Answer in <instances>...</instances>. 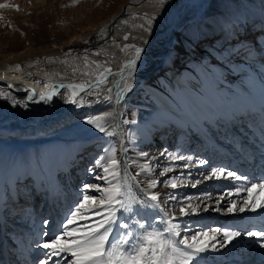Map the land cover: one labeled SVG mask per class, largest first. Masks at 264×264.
<instances>
[{
	"label": "bare ground",
	"instance_id": "bare-ground-1",
	"mask_svg": "<svg viewBox=\"0 0 264 264\" xmlns=\"http://www.w3.org/2000/svg\"><path fill=\"white\" fill-rule=\"evenodd\" d=\"M207 3L208 0H176L170 7L163 9L158 0H132V4L136 5H129L124 14H116L113 20H109V17L103 19L104 12L99 13L101 8L96 11L94 7L95 10L87 13L86 17L94 20V24L97 21L101 25L100 33H106L111 26L112 39L109 43L79 48V43L60 37L54 45L36 41L35 44L22 48L16 41L13 42V38L9 46L0 47V252L7 264H35L40 256V260L44 259L40 245L48 237L43 236V232H57L62 221L52 200L53 178L50 167L53 155L63 153L65 157L74 156L79 146L101 134L87 122L90 117H105L100 123L117 136L118 145L111 143V146L117 148L118 159L128 162L126 170L129 175L140 171L131 165L132 161L143 160L142 151L138 148L142 145L149 146L144 153H148L158 173L140 175L139 180L145 183L153 176L163 181L181 173L191 174L190 169L193 171L197 167L190 163L191 159H201L211 164L208 169H204L206 164L203 165L200 179L213 168H223L235 172L237 176L246 177L207 180L191 187L193 182L186 175L183 187L173 190L159 185L165 201H168L169 194L176 196V201H170L167 207L177 216L180 207L177 201L193 196H190L193 192L196 196L188 203L194 206L199 203L201 207L211 205L208 211L180 217L178 222L190 229L187 235L198 230L207 231L203 226L207 225L210 212H218L212 209L217 207L215 200L222 195L232 193L227 196V205L232 200L240 204L245 198L264 203V189H253L251 193L246 191L251 184L264 182V32L262 45L248 39L252 48L249 46L248 49L244 43L240 44L238 60H230L234 68L238 69V66L243 65L244 70L232 77L229 67H221L219 75L226 78L228 83L225 86L214 83L210 75V81L207 82L185 63L191 56H196L197 59L202 57L198 55L201 52L197 51L193 55L192 51H188L180 35L182 26L193 17L192 11L188 14L186 9L190 10V6L194 4L193 7L201 10ZM244 27V22L238 19L234 23L225 24L226 30L231 34L233 30L238 31ZM89 33L90 31L86 32ZM123 35L128 36L129 40H124ZM126 44L133 47H124ZM135 47L145 49L141 53L142 59L137 61L132 79L129 80L127 70L122 79L120 70L135 56ZM209 56L205 55V65L223 64ZM164 65L169 67V76L160 77ZM107 69H111L110 74ZM101 73L107 76V83L99 87H92L87 91L67 87L71 84L87 88ZM126 81L132 90L124 94V99L117 101L115 93L124 87ZM108 89L113 91L109 92ZM74 90L78 95L73 96ZM41 94L46 99L41 100ZM29 96L33 98L29 100ZM108 96L113 99L109 101ZM13 99L18 103L13 104ZM73 100L76 102L73 103ZM161 109H167L169 113H164V118H152ZM106 113L111 115L105 116ZM124 115L130 119L128 126L123 122ZM160 125L163 127L160 128ZM151 128L160 129L166 135L153 141L147 135L148 131L153 132ZM176 131L186 134L187 149L193 154L187 161L170 159L180 153ZM185 163L189 167L185 168ZM166 164L173 171L161 176L160 172L166 168ZM121 174L123 175V171ZM26 181L30 182L32 191L28 194L22 193V186ZM44 185L49 188V194L47 193L42 205L50 202L52 208L49 207L46 211L37 208L32 213L33 217L24 223V216L17 217L19 207L26 208L28 203L37 205L38 199L43 197ZM207 188L212 190V199H197L208 194ZM215 191L223 192L216 195ZM228 214L232 215L229 220L221 222L224 228H231L233 223L241 230L252 227L257 231L264 227V209ZM235 214H239L240 219L235 218ZM129 215L123 213L124 219H121L120 214H117L118 224L113 225L110 242L119 241L122 234L131 231L134 235L129 239L136 243L134 237L142 236L145 230L163 227L156 218L155 210H149L147 218L143 220V211L133 215L131 219H128ZM41 217L48 221L47 225L40 223ZM97 219L96 217L95 220ZM137 220L144 224L143 229L135 223ZM123 223L129 224V229L119 227ZM238 238L219 252L217 248L215 251L202 253L198 257L200 264H264L262 242L254 238L253 248L256 250L251 261L243 256L245 251L237 250ZM242 238L250 239L247 236ZM214 243L218 246L219 240ZM24 252L29 254L27 259L23 258ZM224 252L230 258H221L222 262H219V258L224 257ZM1 256L0 262L4 264ZM33 257L36 258L31 261Z\"/></svg>",
	"mask_w": 264,
	"mask_h": 264
},
{
	"label": "rangeland",
	"instance_id": "rangeland-1",
	"mask_svg": "<svg viewBox=\"0 0 264 264\" xmlns=\"http://www.w3.org/2000/svg\"><path fill=\"white\" fill-rule=\"evenodd\" d=\"M175 1L176 0H164V2L162 3V8L167 9ZM158 2H160V0H158ZM4 4L10 5V7H0L1 48L9 46L11 44L10 42L12 41L11 39L13 38L15 39H13V42L16 41L15 43L19 44V46L22 48L28 47L31 43L35 44L34 42L36 41L42 44L54 45L56 40L60 37H64L67 40L69 39L70 42H76L77 44L79 43V48L85 46H96L104 42L109 43L112 39L111 26L108 28V32L106 31V33H100L99 28L101 27L99 26L101 25L97 24V21L96 24H94L95 21L92 19H88L86 17V14L95 10V8L96 11H99V9L101 8L99 13L104 12L105 16L103 19L109 17V20H113L116 17V14H124L129 5H136L132 4V0H0V5ZM193 5H191L192 7L190 6L192 10L186 9L185 11L188 14H190V12L192 11L193 17L184 26H182L180 35L182 36V43L186 45L188 51H192V54L199 51L201 52V54L198 55H201L202 57H199V59H197L198 57L191 56L187 61H185V63H187L195 72H197L200 78H204L205 80H207V82H209L211 79V81H213L214 83H219L225 86L228 83V80L219 75L222 68L225 69L229 67L231 71L230 75H232V77L238 75L242 69L244 70L243 65L238 66L237 69L233 67L232 63H230V60H238V56H240V44L244 43L246 48L248 47V49H250V47L252 48V46L248 44V39L251 42L258 41L257 43H260L261 45L263 43L262 33L264 32V0H208V3L204 5L201 10L198 9L199 7H193ZM237 19L244 22L245 32L243 31V28H240V30L238 31L233 30V34H231V32H228L226 30L225 24H229L232 22L234 23L235 21H237ZM88 31H90V33L86 34V32ZM205 55L213 56L217 61H220L224 65H205L207 58L205 57ZM228 63L230 65H228ZM178 64L181 65V63ZM163 68L164 70H162L160 77L169 76L168 65H164ZM171 74L172 73H170V75ZM208 75H210V79L208 78ZM159 78L157 80H159ZM134 101L135 103H137L136 99H134ZM164 113L168 114L169 110H158L152 115V118H164ZM124 121H129L130 123V119L127 117V115L123 116V122ZM129 123L125 124L128 126ZM152 130L153 132L148 131L147 135H149V137H151L153 141L158 140L161 137L163 138V136L166 135L162 134L163 131H160V129L153 128ZM175 135L177 137L178 144H180L178 145L180 148L179 155L184 157L193 155L187 149L188 141L186 138V134L183 132L181 133V131H176ZM111 143H113L114 145H118L117 136L113 135L110 137L105 135L104 133H101L99 134V136H95L92 139L87 140L83 144V146H79L74 156L68 155V157L66 155L65 157V154L63 153H54L52 166L50 167L52 170L53 178L52 200L54 201L55 208L59 211L58 217L61 220H63V218L69 213L70 209L74 207V204L79 203V198L81 197L83 185L85 183H97L100 184L101 187L105 186L102 181L96 178V173H89L87 169L89 166L93 165L96 159L105 154V151L111 146ZM98 147L99 149H97ZM148 147V145H142L138 149L142 151V153H144V150H147L146 148ZM163 156L165 157V155ZM142 158L143 160L141 161H135L136 164L143 166L145 163L151 162V171L149 173L154 175L157 174L158 170L153 167L154 164L153 161H151L152 159L150 158V156H147V160H145L144 157ZM200 160L201 159H191L190 162L192 164L194 163V165L197 166V169L193 168V171L192 169H190L191 171H189L192 173L190 177H188V180L193 183L195 182V180L200 179L201 177L200 174L203 165L199 164ZM168 166L170 167L171 165L168 163ZM208 167H211L210 163H206L204 169H208ZM135 168L140 169L139 167ZM29 183L30 182L26 181L23 184V186L26 187L22 186V188H24L22 193L28 194L32 192ZM210 189L211 188H207L206 191L208 194L211 193V195H213L212 190ZM228 189L230 188H226V190ZM222 192L223 191H215L216 195ZM47 193L49 194V188L44 185V187L42 188L43 197H40L38 199L39 202L36 203L37 205L34 206L28 203V206L26 208H24L23 206L19 207L17 217L21 218L22 216H24L23 221L24 223H27L30 217H33L32 213L35 212L37 208H41L42 210L44 209L45 211L48 210L49 207L52 208L50 202H47V205H42V203L44 202V198L47 196ZM192 194L193 196H191ZM195 194L196 193L193 192L190 194V196L194 197L196 196ZM93 195L97 197L98 201L102 198V194L93 192ZM5 196H7V193H5ZM219 207L221 208L220 212L218 211L217 213H209L210 216L208 217L210 218L207 222V225L203 226L205 229L209 230L210 228L215 227L224 228V226H221V222L227 219L229 220V217L232 216L224 210L227 208V203L225 201L221 202V205ZM102 212L103 210L101 209L100 215ZM89 215L91 216V219L87 221V223L91 224L95 221L96 216L92 215L91 213H89ZM235 215V218H239V214ZM34 217L36 218V215ZM41 218L42 219H40V223H43L46 219L44 217ZM218 221H220V223ZM233 224V227L231 226V228H226L241 230L237 224ZM182 225L183 224H181V226ZM253 241L254 238L250 237V239H243L241 236V238L239 237L236 242L237 250L245 251V254L243 256L248 257L250 260L253 259L255 253L254 251L256 250L255 248H253ZM244 243H246V246L244 245ZM217 248L219 249L217 252H219L221 249H224L220 248L219 245L217 246ZM232 253L233 252H231V254ZM225 254L226 252L222 254V256L224 257H220L219 262H222L221 260L224 258H230V256L227 257L225 256Z\"/></svg>",
	"mask_w": 264,
	"mask_h": 264
},
{
	"label": "snow or ice",
	"instance_id": "snow-or-ice-1",
	"mask_svg": "<svg viewBox=\"0 0 264 264\" xmlns=\"http://www.w3.org/2000/svg\"><path fill=\"white\" fill-rule=\"evenodd\" d=\"M164 0H160L162 4ZM0 7H10L4 4ZM124 40H129L128 36ZM124 47H133V45H124ZM145 51L142 47H135V56L128 60L126 65L121 68L120 75L123 79L125 70L128 72L129 80L132 79V72L135 70L137 61L141 60V53ZM19 68V65L16 66ZM109 74L111 69L106 70ZM107 83V76L104 73L93 81L92 84L85 88L84 85H67L70 89L78 88L80 91L90 90L92 87H99L101 84ZM63 87V85H61ZM132 90L131 85L125 82L123 88H120L115 93V99L120 101L124 99L126 92L130 93ZM112 92L113 89H108ZM55 92V89H53ZM73 96L78 95V92L73 91ZM33 97L29 96L31 100ZM41 100L46 97L41 94ZM50 99V96L48 97ZM107 99L111 101L112 96ZM13 104L18 103L13 99ZM73 103L76 101L73 100ZM27 107V104L24 105ZM111 113H106L105 116H110ZM104 116L90 117L88 123L96 127L101 133L107 136H113L115 133L106 129L100 121ZM129 121H124L128 123ZM135 123V121H131ZM141 156L147 160V153H141ZM173 161L191 159L184 156L170 157ZM127 161H122L117 158V148L110 146L104 155L96 159L93 165L89 166L87 171L89 173H96V178L104 183L101 187L97 183H85L83 191L79 198V203L74 204L69 213L63 218L57 232L51 233L45 230L43 236L48 239L43 242L40 247L43 249L44 259L39 260V264H200L198 257L202 253L209 250L215 251L217 244L214 243L219 240V247L224 248L226 245L234 242L238 237L247 236L255 238L262 242L261 246L264 247V227L257 231L249 230H232L223 227L210 228L207 231L198 230L191 235H187L190 229L187 226H181L178 222L180 217L197 215L199 212L208 211L211 205L205 204L203 207L199 203L195 206L188 201L193 197H185L183 200L177 201L180 204L179 216L168 210V203L176 201L174 194L168 195V201L162 198L159 191V185L170 189H177L183 187L184 177H190V173H181L179 176H170L161 181L154 176L149 178L147 182L139 180V176L151 171V164L145 163L143 166L137 165L132 161V166L139 167L140 171L135 175H129L126 167ZM207 161L200 160L199 164L204 165ZM122 165L124 168L122 169ZM185 168L189 167L187 163L183 165ZM123 171V175L121 172ZM171 168H164L161 170L160 175L166 176ZM246 179V177L237 176L235 172L226 171L223 168L211 169L210 172L203 174L202 179L195 180L191 187H196L202 181L219 180V179ZM179 181V183H178ZM139 185V187H138ZM142 187V191H141ZM264 189V182L258 184H251L247 187L246 191L251 193L253 189ZM135 189V191H133ZM94 193L102 194V198L97 200ZM236 194H239V189ZM232 195L228 193L222 195L215 200L216 208L212 209L220 211L221 201H226L227 196ZM197 199L211 200V194H204L203 197ZM103 210V215H100V210ZM264 209V203H257L255 199H243V202L237 204L235 200L228 202L227 208L224 209L227 213H244L247 211L256 212L257 210ZM155 210L156 218L163 224L162 228H153L151 231L145 230L142 236L134 237L136 243H132L129 237H133L131 231H127L119 237V241H109L110 233L113 225L118 224L117 214L120 218L124 219L123 213H129L128 219L133 215L139 214L141 211L145 213L141 216V220L147 218V212ZM95 215L97 220L91 224L87 223L91 219L89 215ZM102 221V222H101ZM45 225L48 221L43 222ZM141 229L144 224L137 220L135 222ZM119 227L129 229L130 225L127 223L119 224ZM151 228V224H149ZM124 245H129L125 248Z\"/></svg>",
	"mask_w": 264,
	"mask_h": 264
},
{
	"label": "water",
	"instance_id": "water-1",
	"mask_svg": "<svg viewBox=\"0 0 264 264\" xmlns=\"http://www.w3.org/2000/svg\"><path fill=\"white\" fill-rule=\"evenodd\" d=\"M123 37H124V35H123Z\"/></svg>",
	"mask_w": 264,
	"mask_h": 264
}]
</instances>
